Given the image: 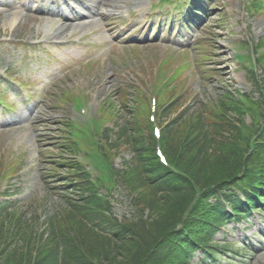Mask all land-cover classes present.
I'll return each instance as SVG.
<instances>
[{
    "label": "rangeland",
    "instance_id": "rangeland-1",
    "mask_svg": "<svg viewBox=\"0 0 264 264\" xmlns=\"http://www.w3.org/2000/svg\"><path fill=\"white\" fill-rule=\"evenodd\" d=\"M69 1L74 7L81 4ZM136 1L139 0H108L104 5L98 4L106 10L105 6H117L113 5L116 2L120 12L125 10L122 9L125 4L138 17L125 19L124 11L121 22L116 18V23L111 24L105 16L85 30L92 31L84 38L87 47H79L78 43L58 47L59 43H42L44 37L38 31L49 32L53 27L45 17L29 14L19 7L17 0H0L10 4V8L0 5V82H5L0 86V94L6 92L11 97L6 100L11 110L0 114V160L9 167L14 163L20 168L8 182L3 180L1 191L9 196H0V206L9 202L10 209L23 212L25 220L39 233L49 228L50 221L64 206L65 181L59 176L66 174L70 163L64 161L67 155L60 149L65 140L62 125L66 120L79 119L73 116L70 96L89 97L86 117L97 118L103 128L116 129L126 121L132 122L134 93L138 94L134 89L152 94L155 85H165L177 70L186 100L179 112L189 106L193 108L198 101L214 102L224 90L240 94L250 91L246 71L230 49L246 41L255 45L264 38V6L258 11L252 9L253 0H200L203 19L196 20L188 33L182 32L184 42L180 44L171 35L172 43L163 40L169 38L166 36L173 25L166 29L156 27L155 23L164 19L147 18V14L143 17L144 12L137 14L142 8ZM153 3L158 4V0H147L143 6ZM63 6L61 1L59 7ZM14 18L16 23L10 27ZM188 19L193 20L190 15ZM85 31H70L62 39L77 38ZM142 42L143 45H138ZM167 63L169 72L165 78L161 67ZM122 92L130 93L127 108L119 107ZM83 105L79 99L74 109L79 111ZM103 109L107 110L104 117ZM246 120L250 124V118ZM131 155L132 149L124 147L114 160L115 169H121L124 160L131 161ZM85 164L88 170L93 169L90 159ZM53 181L51 186L57 189L52 190L46 182ZM114 194L121 201L114 212L121 215L127 201L120 198V193ZM262 236L264 212L255 213L249 221L229 224L217 234L216 241L238 255L233 259L226 253L217 264H227L229 260L234 264H264ZM238 242L250 251L239 247L236 251ZM202 258V253H198L193 264Z\"/></svg>",
    "mask_w": 264,
    "mask_h": 264
},
{
    "label": "trees",
    "instance_id": "trees-1",
    "mask_svg": "<svg viewBox=\"0 0 264 264\" xmlns=\"http://www.w3.org/2000/svg\"><path fill=\"white\" fill-rule=\"evenodd\" d=\"M259 92L249 105L227 93L194 118L168 123L160 144L183 176L160 164L151 128L136 113L115 142L109 143L108 132L102 147L110 157L124 145L132 149V161L110 180L127 191L132 218L119 222L110 216L112 202L99 196L80 166L71 165L76 173L63 185V211L48 229L39 233L22 213L0 208V264H190L198 249L209 260L219 259L224 247L213 236L228 218L223 203L239 212L238 191L264 202V133L250 153L253 131L244 120L247 114L258 118L257 110L264 114Z\"/></svg>",
    "mask_w": 264,
    "mask_h": 264
},
{
    "label": "bare ground",
    "instance_id": "bare-ground-1",
    "mask_svg": "<svg viewBox=\"0 0 264 264\" xmlns=\"http://www.w3.org/2000/svg\"><path fill=\"white\" fill-rule=\"evenodd\" d=\"M21 1V0H18ZM79 3H85L87 6V13H84L82 15L78 14L77 12L71 11L70 7L68 6L67 3V10L66 12L64 10H61L59 12H54V13H49V18L46 19V21L53 26L49 32H40L38 31L39 34H43L44 39L42 41H50V40H67V39H62L65 34L68 32L72 33H77L85 30H89L90 28H93L95 25H97L101 19H103L105 16L107 18H110L109 15V10H105L104 7H100L98 4H105L108 0H97V1H91V0H75ZM50 3L53 2L55 3L56 0H50ZM96 4V7H93L92 9L95 10L93 11L89 6ZM116 3V2H115ZM113 3V5H118V3ZM6 6V5H5ZM8 8H10V5H7ZM106 8H109L108 6H105ZM122 7L128 8L127 5H122ZM38 10L41 11V5L39 4L37 6ZM110 12H114L113 10H110ZM0 14L1 11H0ZM18 15V14H15ZM99 16V18H98ZM16 18L13 19V23H11L9 26L12 27L16 23ZM44 20V19H43ZM107 27V24L105 25V28ZM50 36H56L57 38L55 39H50Z\"/></svg>",
    "mask_w": 264,
    "mask_h": 264
}]
</instances>
